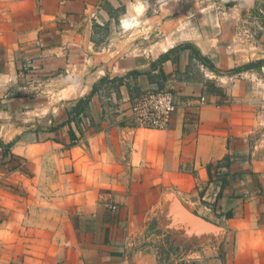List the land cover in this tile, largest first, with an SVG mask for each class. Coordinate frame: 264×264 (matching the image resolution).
<instances>
[{
    "label": "crops",
    "instance_id": "0c3cea01",
    "mask_svg": "<svg viewBox=\"0 0 264 264\" xmlns=\"http://www.w3.org/2000/svg\"><path fill=\"white\" fill-rule=\"evenodd\" d=\"M169 2L0 0V264H264V43L228 67L193 41L94 55L102 27ZM68 78L72 101L29 115ZM151 90L174 94L167 129L130 116ZM176 204L215 228L181 225L198 240L178 259Z\"/></svg>",
    "mask_w": 264,
    "mask_h": 264
},
{
    "label": "rangeland",
    "instance_id": "374dc122",
    "mask_svg": "<svg viewBox=\"0 0 264 264\" xmlns=\"http://www.w3.org/2000/svg\"><path fill=\"white\" fill-rule=\"evenodd\" d=\"M244 4L236 0H170L169 9L154 6L135 16L129 6L127 12L132 17L121 13V22L116 20L112 26L105 25L95 36L98 43L94 55L100 61L130 54L152 56L173 43L193 41L203 45L216 61L223 63V67L256 59L264 43V2L259 1L254 8ZM82 78L79 74L78 86L83 85ZM73 79L68 78V84L53 82V85L33 90L35 108L29 115L33 117L42 109L72 101L75 96L71 92ZM177 217L174 210L165 217V221L172 225L164 228V242H159L166 244L169 251L166 253L172 252L174 259L184 256L185 249L198 240L187 237V231Z\"/></svg>",
    "mask_w": 264,
    "mask_h": 264
},
{
    "label": "built area",
    "instance_id": "2783aa9c",
    "mask_svg": "<svg viewBox=\"0 0 264 264\" xmlns=\"http://www.w3.org/2000/svg\"><path fill=\"white\" fill-rule=\"evenodd\" d=\"M176 110L175 97L170 90H151L138 95L130 108V116L138 127L167 129Z\"/></svg>",
    "mask_w": 264,
    "mask_h": 264
},
{
    "label": "water",
    "instance_id": "95a60500",
    "mask_svg": "<svg viewBox=\"0 0 264 264\" xmlns=\"http://www.w3.org/2000/svg\"><path fill=\"white\" fill-rule=\"evenodd\" d=\"M174 212L177 218H179L180 224L191 230H215L214 227L206 222H204L199 217L192 215L184 208L180 207L178 204L175 205ZM191 216V218H189Z\"/></svg>",
    "mask_w": 264,
    "mask_h": 264
},
{
    "label": "trees",
    "instance_id": "16d2710c",
    "mask_svg": "<svg viewBox=\"0 0 264 264\" xmlns=\"http://www.w3.org/2000/svg\"><path fill=\"white\" fill-rule=\"evenodd\" d=\"M250 65V64H249ZM249 65H247V66H249ZM247 66H245V68L247 67ZM81 102H82V100H80Z\"/></svg>",
    "mask_w": 264,
    "mask_h": 264
},
{
    "label": "bare ground",
    "instance_id": "6f19581e",
    "mask_svg": "<svg viewBox=\"0 0 264 264\" xmlns=\"http://www.w3.org/2000/svg\"><path fill=\"white\" fill-rule=\"evenodd\" d=\"M189 218H191V216H189ZM215 229V228H214Z\"/></svg>",
    "mask_w": 264,
    "mask_h": 264
}]
</instances>
